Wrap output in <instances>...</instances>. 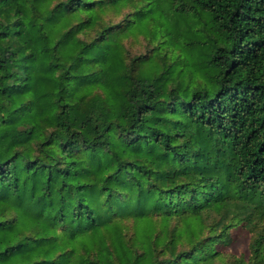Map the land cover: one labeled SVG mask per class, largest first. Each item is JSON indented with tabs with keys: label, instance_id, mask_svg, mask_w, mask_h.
Wrapping results in <instances>:
<instances>
[{
	"label": "trees",
	"instance_id": "trees-1",
	"mask_svg": "<svg viewBox=\"0 0 264 264\" xmlns=\"http://www.w3.org/2000/svg\"><path fill=\"white\" fill-rule=\"evenodd\" d=\"M0 264H264V0H0Z\"/></svg>",
	"mask_w": 264,
	"mask_h": 264
},
{
	"label": "rangeland",
	"instance_id": "rangeland-1",
	"mask_svg": "<svg viewBox=\"0 0 264 264\" xmlns=\"http://www.w3.org/2000/svg\"><path fill=\"white\" fill-rule=\"evenodd\" d=\"M134 51V53H137L138 51H139V49H135V50H133Z\"/></svg>",
	"mask_w": 264,
	"mask_h": 264
}]
</instances>
